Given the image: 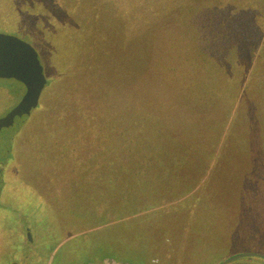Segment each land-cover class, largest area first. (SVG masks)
I'll list each match as a JSON object with an SVG mask.
<instances>
[{
    "label": "rangeland",
    "instance_id": "rangeland-1",
    "mask_svg": "<svg viewBox=\"0 0 264 264\" xmlns=\"http://www.w3.org/2000/svg\"><path fill=\"white\" fill-rule=\"evenodd\" d=\"M162 1L151 0V6L143 3L128 9V12L126 10L124 14L121 3L109 0L100 11L106 19L98 21L99 29H95L103 45L95 41L97 44L90 48V54L79 48L84 56V67L91 62L92 54L94 64L102 66L100 75L105 72L108 76L116 72L124 77L119 84L115 79L113 84L109 83L111 89L104 91V97L111 117L123 119L126 129L132 130L131 121L136 117L133 102L143 101L133 91L143 89L149 92L154 102L166 103L169 107L168 102H176L180 112L185 113H179L181 122L172 137L189 145L198 138H206L205 149L202 143L197 142L195 147L192 146L194 148L188 160L185 150L181 152L177 162L184 160L186 165L172 163L167 167L162 163L168 155L167 151L160 162L163 165L160 169L163 187L160 192L167 196L165 200H169L168 196L175 192H171L173 187L179 188L189 180L197 188L191 196L181 197L178 202L191 200L198 188L204 186L201 195L207 194L205 201L216 205L214 214V205L198 213V219L191 225V229H195L192 244L186 245L184 255L181 251L180 264H221L238 255H244L242 262L246 264H264V0H168L170 4L166 10L160 7ZM165 16L169 20L164 25L162 20ZM144 17L149 20L147 25L136 22H143ZM130 19L135 21L132 28ZM168 26L174 31L180 29V47L183 46L184 27V33L195 40V47L209 54L204 56L196 52L200 59L198 68L202 66L201 58H205L204 64L210 69L205 73V81L200 84L193 75L197 70L191 63L192 53L186 61L181 52L180 57L184 61L180 63L178 60L179 66L173 76L176 79L169 82L163 91L166 97L173 100L165 96L161 99L156 93L159 81H164L165 74L168 76L169 73L164 70L163 61L161 67L153 62L162 51V35ZM0 33L5 32L0 29ZM222 34L224 40L220 42ZM9 35L27 42L22 35ZM121 42L127 46L128 66L112 67V59L116 57L115 44ZM48 43L55 44L53 40ZM32 46L48 82L54 72L46 65L48 54ZM83 46H87V39ZM135 46H139L140 50L131 60ZM217 48L224 51L218 55V61L215 58ZM105 53L107 58L102 61L100 57ZM224 54H227L226 59L221 61ZM231 58L236 60L235 63L231 62ZM134 79L137 80L132 85ZM106 80H109L108 77ZM59 82L51 85L48 82L31 116L14 135L15 138L9 140L8 153L0 151L4 164L0 176V264H26L25 254L30 248L33 256L42 258L41 264L47 258V264H55L58 258L65 259L66 264H164V252L157 251L160 248L148 249L153 242L149 243L141 227L131 226V243H124L120 239L117 242L112 240L115 238L116 223L98 224L112 219L110 213L103 210L106 195L93 178L98 176L99 162H92L91 171L85 175L79 160L90 154L97 155L103 147L99 148L93 142L88 126L80 121V117L66 112L67 107L58 97ZM194 90L198 96L210 95L208 112L193 114V109L188 107L191 103L187 98ZM24 93L17 81L0 79V116L10 110ZM149 95L146 98L150 99ZM194 101L198 102L197 99ZM201 123H205L206 127ZM186 126L190 142L184 136L183 127ZM162 135L168 136V133ZM63 140L61 152L77 150L74 152L79 158L55 165L52 159L53 153H57L54 143ZM89 141L93 142L92 146L87 144ZM161 147L162 143L157 139L156 148ZM206 164L209 166L207 170ZM134 171L140 173L143 167ZM133 181L130 180L132 184ZM18 186L23 190L31 186L29 190L37 194L36 198L19 200L15 192L19 190ZM146 186L150 189L151 185ZM174 201L171 198V204L161 206V210L174 206L177 202ZM30 205L36 212L33 215L27 209ZM140 212L139 215H134L136 212L127 215L131 216L129 221L132 225L138 222V216L147 215L145 211ZM38 215H42L45 221L38 224ZM32 227L35 228L33 235L29 231ZM28 236L35 237L34 247H26ZM61 239L65 240L55 252Z\"/></svg>",
    "mask_w": 264,
    "mask_h": 264
},
{
    "label": "trees",
    "instance_id": "trees-1",
    "mask_svg": "<svg viewBox=\"0 0 264 264\" xmlns=\"http://www.w3.org/2000/svg\"><path fill=\"white\" fill-rule=\"evenodd\" d=\"M117 1L124 6V14L126 10L128 12V9H133L143 3L149 6L152 4L151 0ZM139 1L142 2L139 3ZM108 2L109 0H0V29L8 34L22 35L28 43L37 46L41 53L45 51L48 54L49 62L47 60L46 63L48 62V64L46 65L49 68L52 67L54 70L48 82L51 85L60 81L58 84L59 101L67 107L66 112L69 115L80 117V121L88 126L87 131L89 134L91 133L90 136L93 137V142H96L99 148L103 147L97 155L90 154L79 160L81 162L80 167L85 175L91 171L92 162H99L100 169L96 171L98 176H94L93 178L98 181L99 189L103 190V193L106 195L103 210H107L110 213L109 217H112V219L110 221L99 222L98 224L106 225L116 223L115 238L112 240L117 242L120 239L124 243H131L129 233L131 226L132 228L141 227V232L145 235L149 243L153 242V246L148 245L150 246L148 248L149 250L160 248L157 251H163V256L166 259L171 258V260L163 258L164 264L167 262L168 264H180L182 256L186 253V245L192 244V237L195 234V229H191V225H193L196 218L198 219L199 212H205V209L209 206L212 207L214 203H207L205 201L207 194L204 196L203 194L201 195L204 186L202 189L198 188V192L196 191L192 195L191 200L185 199L178 202L177 200L181 197L191 196V192L197 188L195 184H190L188 180L179 188H172L171 192H175L171 195L175 196L169 195L168 199L170 200L172 198V200L177 201L175 205L161 210L164 205L171 204L169 200H165L167 196L160 192V188H163L160 170L163 165L161 164L164 163L167 167L172 163L177 166H181L182 164L186 165L184 160L177 162V158L181 152L185 150L188 160L189 153L193 150L197 142L202 143V148L205 149L206 138H198L195 143H191L188 140L190 137V132L187 129L188 126L183 127V132L186 140L190 142V145L186 142L181 143L172 137V133L177 131V126L181 122V115L179 113H185L180 112L175 104L176 102L174 104L168 102L170 107L166 103L163 105L158 101L154 102L151 100L152 97H150L149 92L143 89L133 91L134 95L143 101L133 102V111L136 117L131 121L132 130L126 129L123 119L116 120L111 117L108 107L105 104L104 91L111 89L109 88V83L113 84L114 79L119 84L124 77L120 76V74L118 75L116 72H113L116 75L112 73L111 75L105 76V72L103 75H100L99 72L102 71V66L94 64L93 60L95 57L92 54L90 56L93 60L90 58L89 61L91 62H89L88 66L84 67V56L80 54L79 50V48H84L85 52L90 54V48L97 44L95 41L103 45L102 39H99V32H96L95 29H99L98 21L106 19V15H102L100 11L106 7ZM169 4L168 0H163L160 2V7L162 10H166ZM164 18L165 20H162L163 23L169 20L167 16ZM179 20L182 23V19ZM134 22H130L131 28ZM136 22H139L138 24L140 25H147L149 20L147 17H144L143 22L137 20ZM178 26L181 27L180 24ZM184 29L183 27V46L180 47V29L179 31H174L173 27L168 26L162 35V51L160 55L155 56L153 59L157 67H161V62L163 61L166 66L164 70L169 73L168 76L165 74L164 81H159L156 93L159 94L161 99H164L165 96L163 94L164 87L176 79L173 76L174 70L179 66L178 60H180V63L184 61L180 57L181 52L186 56V61L191 58L189 54L192 53L191 63L195 65V70H197L193 74L198 81L197 83L202 84L205 81V73L210 70L204 64L205 58H201L202 66L198 68L200 59L196 52L204 56H208L209 54L204 53L202 49H197L195 47L197 44L193 43L195 40L192 37H188L184 33ZM95 36L96 39H94ZM220 38V42H222L224 40L223 34ZM86 39L87 46L84 47L83 43ZM49 40H53L55 44H49ZM49 48L51 49L49 50ZM217 49L215 58L218 61V55L224 53V51L219 50V48ZM139 50V46L132 48L133 55L131 60H133V56ZM114 51L116 57L112 59V67H127V58L129 55H127L126 43L121 42L119 45L115 44ZM107 52H110L108 48ZM105 54L100 57L103 59L102 61L107 58V53ZM224 56V59L222 58L221 61L226 59L227 54H224ZM235 61V59L231 58L232 63H235ZM54 65L58 67V70L55 69ZM159 71H163V69L159 68ZM161 75L158 76V79ZM107 77L109 79L108 81L106 80ZM136 80L134 79L132 85ZM148 95L150 99L146 98ZM166 98L173 100L169 97ZM195 99L198 102L194 101ZM209 99V94L198 96L194 90L187 98V101L191 103L188 107L193 109V114L197 112H208ZM161 105L164 108L161 109ZM185 109L188 111L187 108ZM202 125L206 127L205 123H201ZM147 132L153 137L152 139L149 138ZM164 133H168V136L162 135ZM67 139L65 140L66 142ZM157 139L162 143L161 148H156ZM93 142L89 141L87 144L92 146ZM63 143L64 140L55 141L54 143L57 153H53L52 159L55 165L60 164L61 161L62 163H69L71 160L74 162L76 158H79L77 153L74 152L77 150L61 152L63 150L61 148ZM148 143H150V147ZM165 151L168 152L166 157L164 154ZM64 153L68 155H64ZM163 156L165 158L160 163ZM206 160L204 159V161ZM140 167H143L142 172L134 171ZM207 167L209 166L206 164V170ZM130 180H134V184ZM146 184L151 185L150 189L146 188ZM18 188L19 190L15 192L19 200L29 201L30 199L36 198L37 194L32 189L29 190L31 186H27L26 190H23L20 186ZM11 194L14 195L13 192ZM195 195L196 197H194ZM136 201L138 202L136 203ZM20 202L22 204V201ZM187 203H189L188 206H186ZM159 208L160 210H158ZM27 209L29 214L30 212H32V215L34 214L35 211L32 205ZM140 211L147 212V215L138 216L136 218L138 222L132 225L129 221L131 216L127 215H132L134 212H136L134 215H139L142 213ZM215 211L216 205H214L213 214ZM98 217L101 219L100 216ZM37 220L38 224L39 222L45 221L42 219V215H38ZM162 246H165V248H161ZM181 251L183 255H181ZM57 260L61 261L60 258Z\"/></svg>",
    "mask_w": 264,
    "mask_h": 264
},
{
    "label": "water",
    "instance_id": "water-1",
    "mask_svg": "<svg viewBox=\"0 0 264 264\" xmlns=\"http://www.w3.org/2000/svg\"><path fill=\"white\" fill-rule=\"evenodd\" d=\"M0 79L16 80L26 88L21 101L0 116V150L7 154L9 140L37 107L48 82L33 46L5 33H0Z\"/></svg>",
    "mask_w": 264,
    "mask_h": 264
},
{
    "label": "crops",
    "instance_id": "crops-1",
    "mask_svg": "<svg viewBox=\"0 0 264 264\" xmlns=\"http://www.w3.org/2000/svg\"><path fill=\"white\" fill-rule=\"evenodd\" d=\"M34 230H35V228H33L32 227V229H30L29 231H31L32 232V234L31 235H33V233H34ZM35 239V237L33 236H31V238L28 236V242H29V244H27L26 245V247H34V245L33 244H35V242H33V240ZM65 239H61L60 241H58L57 242V248L54 250L55 252L58 250V248H59V246H60V244L64 241ZM33 249V248H32ZM24 250H26L25 248H24ZM30 250H31V248H30ZM30 250L28 251L29 252V254H25V257H26V259L25 260H28L27 262H25L26 264H38V262H40V264H41V261H42V258L41 257H36V256H33L32 255V253L30 252ZM52 251V250H51ZM20 252V251H19ZM52 256V255H51ZM46 260H48V258L46 259ZM45 260V261H46ZM44 261V263L43 264H47L46 262ZM58 261V260H57ZM55 262V264H65V261H64V259H61V261L59 260L58 262ZM15 264H17V263H15Z\"/></svg>",
    "mask_w": 264,
    "mask_h": 264
},
{
    "label": "flooded vegetation",
    "instance_id": "flooded-vegetation-1",
    "mask_svg": "<svg viewBox=\"0 0 264 264\" xmlns=\"http://www.w3.org/2000/svg\"><path fill=\"white\" fill-rule=\"evenodd\" d=\"M11 80H13V79H11ZM14 81H16V80H14ZM18 82V81H17ZM21 86H22V88L25 90V92H26V88H25V86L22 84V83H20V82H18ZM25 94V93H24ZM23 94V95H24ZM23 95L22 96H20V99H18V102L17 103H15L14 105H12L9 109H13L20 101H21V99H22V97H23ZM31 116V115H30ZM16 136V135H15ZM15 136H13L11 139H10V141L13 139V138H15ZM10 143V142H9ZM1 151V150H0ZM2 152V151H1ZM9 152H10V150H9ZM2 157H1V155H0V173L2 174V172H3V169H4V164H3V162H2V159H1ZM4 198V197H3ZM27 254H29V252L27 253ZM19 256H21V252H19ZM244 257V255H238V256H234V257H230V258H228V259H226L223 263H221V264H246V263H244V262H242V258ZM105 264H113V263H111V262H106ZM117 264H122V263H117Z\"/></svg>",
    "mask_w": 264,
    "mask_h": 264
}]
</instances>
